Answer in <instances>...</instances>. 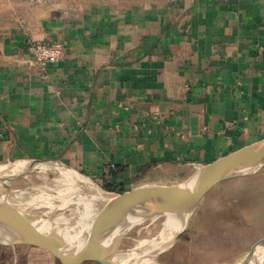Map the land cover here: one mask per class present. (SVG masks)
I'll return each mask as SVG.
<instances>
[{
    "label": "crops",
    "instance_id": "1",
    "mask_svg": "<svg viewBox=\"0 0 264 264\" xmlns=\"http://www.w3.org/2000/svg\"><path fill=\"white\" fill-rule=\"evenodd\" d=\"M35 42L65 54L42 66ZM261 139L264 0H0V165L60 159L128 190ZM13 248L15 264H99Z\"/></svg>",
    "mask_w": 264,
    "mask_h": 264
},
{
    "label": "water",
    "instance_id": "2",
    "mask_svg": "<svg viewBox=\"0 0 264 264\" xmlns=\"http://www.w3.org/2000/svg\"><path fill=\"white\" fill-rule=\"evenodd\" d=\"M28 162L29 166L18 174L0 176V246H37L78 260L99 264H130L117 260V255L126 251L122 245L130 232L158 215L184 211L187 216L180 231L153 258L159 262L162 255L173 248L187 230L192 215L207 193L223 181L248 176L264 168V139L199 166L188 178L176 184L141 183L123 191L109 190L98 184L102 195L108 198L102 203L98 202L102 204L103 214L88 234L86 228L83 230L87 234L84 239L72 242L61 235L62 227L53 221L57 213L73 208L74 202L80 201L82 195L56 205L47 218L37 221L35 215L31 216L14 201L16 191L11 182L35 169L50 166H61L79 175H87L60 159H30ZM144 257L147 255L140 256L138 260ZM262 257L264 238L254 244L237 264H259Z\"/></svg>",
    "mask_w": 264,
    "mask_h": 264
},
{
    "label": "rangeland",
    "instance_id": "3",
    "mask_svg": "<svg viewBox=\"0 0 264 264\" xmlns=\"http://www.w3.org/2000/svg\"><path fill=\"white\" fill-rule=\"evenodd\" d=\"M18 169V165L9 167L0 176H13L19 173ZM261 170L255 177L223 181L207 193L192 215L187 230L173 248L162 255L158 264H237L242 260L253 245L264 238V169ZM58 179L56 168L41 167L12 181L11 185L15 191H37L39 196L50 191L56 194L58 191L51 187L56 186ZM48 203L41 207L37 204L35 212L47 218L61 201L56 198ZM71 212L72 208L59 212L55 218H66ZM167 219L166 215H158L138 226L125 238L122 249L131 248L136 238H143L141 244L144 246L161 242L158 237ZM15 250L0 246V264H15Z\"/></svg>",
    "mask_w": 264,
    "mask_h": 264
},
{
    "label": "bare ground",
    "instance_id": "4",
    "mask_svg": "<svg viewBox=\"0 0 264 264\" xmlns=\"http://www.w3.org/2000/svg\"><path fill=\"white\" fill-rule=\"evenodd\" d=\"M15 165H18V170L21 172L29 166V162L25 160L20 163L3 166L0 168V173ZM46 168H56L58 170L59 179L56 182V186L52 185L53 187H51L55 188L58 192L56 194H53L52 191L44 192L39 196L37 191H30L29 193L18 190L15 192L14 201L19 203L28 214L31 216L35 215L38 221L45 218L42 217L43 215H38L40 213L39 211V213L35 212L37 210V204L40 207L45 204L48 205V202L56 198L60 200L62 204H65L72 198L74 199L75 196L82 195L80 201L74 202L75 206L72 208L71 216L62 219L55 218L53 222L55 224L57 223V226L62 227L60 233L66 240L72 242L84 239L89 229L97 222L98 218L102 216L104 210L102 209L101 203L104 199L108 198L102 195L103 192L100 190L99 185L91 177L79 175L61 166H50ZM92 199L94 201H91ZM166 216L168 219L165 222V227L158 237V239H161V242L144 246L141 244L143 238H136L131 248L117 255V260L126 261L130 264H158V262L153 259L155 254H157L160 248L180 231L185 222L187 213L184 211L169 212ZM85 228L87 232L86 235L83 233ZM144 255H147V257L138 260L140 256ZM259 264H264V257L260 259Z\"/></svg>",
    "mask_w": 264,
    "mask_h": 264
},
{
    "label": "built area",
    "instance_id": "5",
    "mask_svg": "<svg viewBox=\"0 0 264 264\" xmlns=\"http://www.w3.org/2000/svg\"><path fill=\"white\" fill-rule=\"evenodd\" d=\"M35 59L42 66H48L63 58L65 46L62 43L35 42L30 46Z\"/></svg>",
    "mask_w": 264,
    "mask_h": 264
},
{
    "label": "trees",
    "instance_id": "6",
    "mask_svg": "<svg viewBox=\"0 0 264 264\" xmlns=\"http://www.w3.org/2000/svg\"><path fill=\"white\" fill-rule=\"evenodd\" d=\"M103 186L106 188V189H109V190H116V188L113 186V185H110V184H103Z\"/></svg>",
    "mask_w": 264,
    "mask_h": 264
}]
</instances>
